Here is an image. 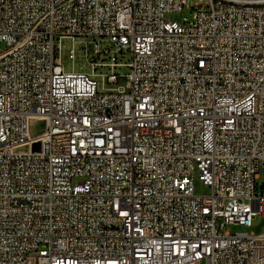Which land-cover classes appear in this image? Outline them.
<instances>
[{
  "label": "built area",
  "instance_id": "2783aa9c",
  "mask_svg": "<svg viewBox=\"0 0 264 264\" xmlns=\"http://www.w3.org/2000/svg\"><path fill=\"white\" fill-rule=\"evenodd\" d=\"M263 172L264 0H0V264H264Z\"/></svg>",
  "mask_w": 264,
  "mask_h": 264
},
{
  "label": "rangeland",
  "instance_id": "374dc122",
  "mask_svg": "<svg viewBox=\"0 0 264 264\" xmlns=\"http://www.w3.org/2000/svg\"><path fill=\"white\" fill-rule=\"evenodd\" d=\"M189 16V14H187ZM168 18L170 19H178L179 16L177 15H170ZM90 43V56L92 58L93 51L96 49V44L100 43L101 48L103 51H106L107 49H110L112 46L107 41H102L101 39H88V38H65L61 40V58L62 63L65 67V71L70 72L74 69L77 72H91V66L86 61V44ZM75 49L76 52V60L73 64V61L69 58V55L71 51ZM130 59V56H127L126 59H123V63L128 62ZM121 77L119 79V85L125 86L127 83V79L125 75L129 72L127 67H121L118 68L116 71ZM44 128V123H39L36 125V130L38 132H41ZM257 184L259 188H261L264 184V172L260 174L259 179L257 180ZM195 192L197 195H205L208 194V189H206L196 178L195 181ZM226 231L235 234L243 231L252 232L254 234H261L264 232V215L257 216L254 219L253 226L250 229H244L240 226L230 225L227 226Z\"/></svg>",
  "mask_w": 264,
  "mask_h": 264
}]
</instances>
